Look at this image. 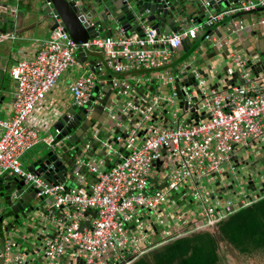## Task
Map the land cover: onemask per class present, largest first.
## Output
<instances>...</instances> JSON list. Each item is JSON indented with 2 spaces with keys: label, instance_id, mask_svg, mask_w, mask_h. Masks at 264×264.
<instances>
[{
  "label": "built area",
  "instance_id": "1",
  "mask_svg": "<svg viewBox=\"0 0 264 264\" xmlns=\"http://www.w3.org/2000/svg\"><path fill=\"white\" fill-rule=\"evenodd\" d=\"M258 7H264V0L222 10L210 15L200 27L186 31L165 35L145 26L142 36L97 37L85 43H76L57 26L38 44L31 59H20L11 67L16 86L10 115L0 119V177L9 174L33 186L35 196L43 202L45 230L51 231L40 240L38 249H33V255L41 251L40 259H29L25 264H131L146 251L145 242L152 248L210 229L264 197V187L262 192L257 188L245 194L246 184L236 180L234 189L239 184L241 191L236 194L234 190L235 200L223 204L214 188L208 194L204 185L221 175L222 166L236 157L240 147L253 148L256 152L252 155L259 154L264 167V81L252 76L245 60L235 57L243 83L228 91L205 92L194 111L197 121L187 123L195 104L177 114L175 76L167 69L183 39L195 38L198 29L238 10ZM92 50L101 52L113 73L157 69L143 80L137 77L136 82L164 83L167 92L162 94L157 89L139 98L143 110L136 122L124 128L127 137L120 150L107 148L108 157L114 154L118 158L116 165L101 170L103 160L98 165L91 162L93 159L81 158L73 171L76 188H66L23 169L21 158L41 140L44 145L51 143V135L47 132L40 139L41 130L31 126L29 120L64 73H75L68 85L73 105L90 103L88 113L99 105L107 81L77 58L78 51ZM201 113L206 118L200 119ZM247 155L236 157L237 163H243ZM229 172L233 174L234 168ZM88 177L94 180L88 183ZM187 192L198 210L191 209V201L184 203ZM162 207L170 208L171 213L166 215ZM168 217L171 223L164 229ZM154 235H159L155 244L149 242ZM17 246L10 238L4 240L2 264L26 261L24 255H13Z\"/></svg>",
  "mask_w": 264,
  "mask_h": 264
},
{
  "label": "water",
  "instance_id": "2",
  "mask_svg": "<svg viewBox=\"0 0 264 264\" xmlns=\"http://www.w3.org/2000/svg\"><path fill=\"white\" fill-rule=\"evenodd\" d=\"M248 1L250 0H185L178 6L176 1L171 0H4L0 5V32L11 29L16 18L30 17L35 21L39 20V24L46 23L50 31L57 26L62 27L76 43H85L100 35L110 38L114 32H120L124 37H129L132 33L142 36L145 25H149L157 33L167 35L181 31L188 24L202 25L210 15L229 9L230 6L237 9L241 3ZM258 12L264 14V7L251 11L238 10L211 26L202 27L198 37L183 39L180 49L174 52L167 69L175 76L177 109L186 111L195 104L190 110L187 123L197 121L194 111L205 92L221 91V84H224L223 90L227 91L232 82L243 83L235 57L245 60L246 66L255 76L264 75V25H260L262 19H256L250 27L240 26L230 30L232 23L239 22L241 18L248 20L251 13ZM176 18H180L178 25L175 24ZM215 35L216 40L212 41L211 38ZM0 48L4 49L3 46ZM89 55L98 59L100 67L96 71L97 64L90 63L91 71L101 74L102 79L105 78L100 73L102 69L109 73L105 78L107 82L99 105L94 106L90 113L86 111L90 103L83 107L72 105L58 116L52 122L51 133L48 131L52 137L51 143L44 145L26 168V171L41 176L46 182L58 180L66 188L74 182L73 171L77 160H91L99 150L96 157L108 161L107 148L120 145L127 137L126 131L122 132L119 125L130 126L136 122L140 114L132 121L133 109H139L140 112L143 110L139 106V98L155 92V83L142 85L136 80L137 77L150 75L157 69L117 74L106 66L100 51H78L77 58L86 63ZM111 75L124 78L123 83L115 84ZM165 88L167 92V86ZM97 90L98 87L94 89L95 92ZM204 117L206 115L201 113L200 119ZM105 120L108 121L107 124ZM118 162L119 160L114 165ZM239 165H243L244 171H238V177L226 173L223 180H217L214 184V187L220 188L219 198H223L222 194L234 192L236 180L244 182L248 191L257 189L253 179L261 177V172H256V166L250 162L249 155L243 163L235 164ZM105 167L108 169L111 166L107 163ZM259 185L262 192L264 181ZM36 193L33 186L27 185L19 177L9 174L0 177V254L3 253L4 240L11 237L18 240L21 249H38L43 238L40 233L45 231L47 222L42 219L43 202L35 196ZM210 197L214 198V194ZM204 231L211 233L219 247L225 250L228 264H258L256 259H249L247 263L242 261L234 247L222 239L218 226ZM32 253L33 251L31 255ZM24 256L27 259L23 264L29 260L28 251ZM2 262L3 258L0 257V264Z\"/></svg>",
  "mask_w": 264,
  "mask_h": 264
},
{
  "label": "crops",
  "instance_id": "3",
  "mask_svg": "<svg viewBox=\"0 0 264 264\" xmlns=\"http://www.w3.org/2000/svg\"><path fill=\"white\" fill-rule=\"evenodd\" d=\"M3 1L4 0H0V5H1V3H3ZM171 1H176L177 5L180 6L182 3H184L185 0H171ZM229 9H234V7L230 6ZM229 9H223V10H229ZM230 15H232V14H230ZM259 18L262 19V22L260 23V25L261 24L264 25V14L262 12H258V13H251L249 15L248 20H242V18H241L239 20V22L232 23L233 25H231L230 29L233 27L240 28V26L250 27V26L254 25V23H255L254 21L256 19H259ZM14 21H15V25H12L11 29L9 28L7 30L0 32V37L6 35L5 38L0 40V46H3V48H4L3 50L0 48L2 50V52H0V119H6L10 115V104H11L12 95H13V92H14L15 86H16L14 80L10 76L11 67L13 65H15L17 63V61H19L20 59H31L37 51L38 44L41 41L46 40L49 37L50 32H51L46 23L39 24L38 23L39 20L35 21L30 17H28V18L26 17V18H22V19L16 18ZM179 21H180V18H176L175 24L178 25ZM145 26H149V25H145ZM197 27H200V25H197V23L196 24H188L186 26H183L181 28V30L186 31V30H190L193 28H197ZM199 34H200V29H198V31L196 33V37H198ZM132 35H138V34L132 33ZM120 36H122V34L120 32H114L112 38H118ZM99 37L105 38V37H103V35H100ZM215 37H216V35L214 37H212L211 40L215 41L216 40ZM190 39H194V38H190ZM206 40L207 39L205 38V41ZM90 63H94L96 65L98 63V59L93 55H89L87 57L86 64L89 65V67H90ZM96 66H97V68L95 70L99 71L100 67H98V64ZM100 73H103L102 76H104L107 79V76L109 75V73H107L104 69H102ZM74 76H75V73L74 74L69 73V72L64 73L61 76V78L59 79L56 88L50 94H48L47 97L35 108L32 116L29 120V124L31 126L37 127L38 129L41 130L39 132L40 139H43L45 137V134L48 131L49 132L51 131L50 128H51L52 122L58 116L62 115V113L66 112L73 105V102H72V99H71V96H70V93L68 90V85L70 83V80ZM252 76L264 81V75L263 74H259L258 76H255L252 73ZM111 77H113L114 81H116L117 83H120V84H122L124 81V78H118L115 75H111ZM144 77H146V76L141 75L142 80L144 79ZM240 85L241 84L238 81L232 82L231 86L228 87L227 91L229 90L230 87L240 86ZM223 87H224V84H221V88H220L221 91H224ZM157 89H159L160 93H162V94L166 93V88H165L164 83H157V85L155 84L154 85V91L156 92ZM139 114H140V110L134 108L132 121L135 120L139 116ZM124 128L127 129V128H129V126H127V125L119 126V129L122 130V132L126 131V129H124ZM43 147H44V143L41 140L35 147L31 148L30 150H28L23 155V157L21 158V164H22L23 169L27 168V166L30 164L33 156L38 154V152L41 151L43 149ZM112 149H114V151H116V150L118 151V150H120V146L119 145L114 146V147H112ZM255 152L256 151H254L253 148L240 147L237 149L236 157L239 159L242 156V154H244V153L248 154L249 158L251 160V163L255 164L256 172H258L257 166L260 163H262V159L259 158L260 157L259 154L256 156H253L252 154ZM96 153H99V150H97L95 152V156H94L93 160H91V162H95V164L100 165V162L103 159L97 158ZM236 157L233 156L231 161L227 164H230V163H232L233 165L238 164L236 161ZM117 161H118V158L114 154H112L111 156L108 157L107 162L104 161L101 164L102 165L101 170H107V168L105 167L107 165V163H108V166H113ZM256 161H258V162L256 163ZM225 174L226 173H224L223 175H225ZM88 178L90 179L88 181V183L91 182V180L92 181L94 180L91 177H88ZM217 180H216V182H217ZM221 180H223V178ZM55 181H58V180H55ZM67 182L68 181L66 180L65 183H67ZM237 182H241V181H237ZM224 183H226V182H224ZM256 187L258 188L257 185H256ZM69 188H76V186L72 183L69 186ZM152 188L153 187L151 185V189ZM214 191H215L214 194L217 195V197H220V194H219L220 188L214 187ZM226 195H228V193H225L224 195L222 194V196H226ZM190 207H191V209H194V210L199 209L198 205H196L193 202L190 203ZM160 210L162 212H164L166 215H169L171 213L170 208L167 209L165 207H162ZM151 219H154V218L151 217ZM170 223H171V218L168 217V219L166 221V225L163 228L167 229V226H169ZM48 234H51V231L48 229L45 230L44 232L40 233V235H43V236L48 235ZM158 239H159V235H154V236H151L149 242L155 244ZM10 240H12L18 244V246L16 248H13V255L22 256V255H24V253L26 251H28L27 257H29V259H36V260L40 259L41 251L39 253H35L32 256L31 251H33L34 247L30 248L28 250H26L25 248L21 249V246H20V244L16 238L11 237ZM41 241H42V239H41ZM143 247L146 248V251L143 254V255H145V254L153 251L154 249L159 248L160 246L151 248V247H148L146 242H145V245H143ZM143 255H141V256H143ZM110 264H111V262H110Z\"/></svg>",
  "mask_w": 264,
  "mask_h": 264
},
{
  "label": "trees",
  "instance_id": "4",
  "mask_svg": "<svg viewBox=\"0 0 264 264\" xmlns=\"http://www.w3.org/2000/svg\"><path fill=\"white\" fill-rule=\"evenodd\" d=\"M217 226L242 261L264 262V197L239 208ZM132 264H228V260L214 236L202 231L162 245Z\"/></svg>",
  "mask_w": 264,
  "mask_h": 264
},
{
  "label": "rangeland",
  "instance_id": "5",
  "mask_svg": "<svg viewBox=\"0 0 264 264\" xmlns=\"http://www.w3.org/2000/svg\"><path fill=\"white\" fill-rule=\"evenodd\" d=\"M173 111V110H172ZM177 114L178 115H181V112L179 111V110H177ZM109 120H110V116H109ZM108 123V121L107 120H105V124H107ZM250 162H251V160H250ZM231 167H233L234 168V173L233 174H231L229 171H230V169H231ZM257 169H258V171H260L261 172V177H259V178H257V177H254V183L259 187L260 185V183H262L263 182V180H264V167H263V164L262 163H260L258 166H257ZM238 171H240V172H242V171H244V169H243V165H239V166H236V167H234V165L232 164V163H230V164H225V165H223L222 166V169H221V175H216L215 177H214V179L211 181V184L210 185H206V184H204L206 187H207V189H206V192L209 194L210 192H212L213 191V188H214V183H215V181L217 180V179H219L224 173H228L229 174V176H232V177H236L237 176V172ZM238 177V176H237ZM241 185H236V187H235V192H236V194L238 193V192H240L241 191ZM243 188H244V186H243ZM245 189V188H244ZM251 193H253L252 191H248V190H245V194H251ZM235 200V198H234V195L233 194H228V195H226V196H223V198H222V200H221V202L223 203V204H225L226 202H228V201H231V200ZM189 201H191V202H195V200H194V198H193V196H192V194L190 193V192H187V197H186V200H185V204H187ZM180 203H181V201H180ZM210 204L212 205V206H214V201H211L210 200ZM237 204V203H236ZM197 205V204H196Z\"/></svg>",
  "mask_w": 264,
  "mask_h": 264
},
{
  "label": "flooded vegetation",
  "instance_id": "6",
  "mask_svg": "<svg viewBox=\"0 0 264 264\" xmlns=\"http://www.w3.org/2000/svg\"><path fill=\"white\" fill-rule=\"evenodd\" d=\"M262 183H263V182H262ZM258 188H259V189H261V187H260V186H259Z\"/></svg>",
  "mask_w": 264,
  "mask_h": 264
}]
</instances>
